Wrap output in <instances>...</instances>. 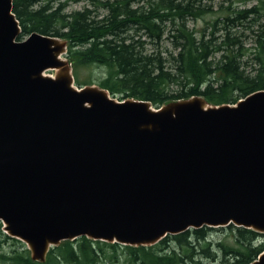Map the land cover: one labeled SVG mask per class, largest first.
Returning <instances> with one entry per match:
<instances>
[{
	"label": "water",
	"instance_id": "obj_1",
	"mask_svg": "<svg viewBox=\"0 0 264 264\" xmlns=\"http://www.w3.org/2000/svg\"><path fill=\"white\" fill-rule=\"evenodd\" d=\"M20 32L0 0V223L33 261L81 236L148 246L204 226L264 233V89L235 104L119 100L74 86L66 40Z\"/></svg>",
	"mask_w": 264,
	"mask_h": 264
},
{
	"label": "trees",
	"instance_id": "obj_2",
	"mask_svg": "<svg viewBox=\"0 0 264 264\" xmlns=\"http://www.w3.org/2000/svg\"><path fill=\"white\" fill-rule=\"evenodd\" d=\"M70 0H12L22 40L33 32L67 41L78 87L96 84L119 100L136 98L154 107L201 96L212 105L235 104L264 89V0L244 8L203 0H88L67 12ZM217 13L215 16L214 14ZM209 15L211 16L210 18ZM204 25L196 28V22ZM190 23H194L191 27ZM245 30L251 43L242 39ZM92 66L101 77L80 78ZM232 228L234 244L214 239L211 227L167 235L148 246L88 239L64 240L43 263L33 261L18 239L0 260L5 264H249L264 250L259 233ZM221 228V227H220ZM17 243V245H16Z\"/></svg>",
	"mask_w": 264,
	"mask_h": 264
},
{
	"label": "rangeland",
	"instance_id": "obj_3",
	"mask_svg": "<svg viewBox=\"0 0 264 264\" xmlns=\"http://www.w3.org/2000/svg\"><path fill=\"white\" fill-rule=\"evenodd\" d=\"M205 2L211 3L214 7V9H216L217 7H219L220 5L226 7L228 5L232 6L231 8H244V7H249L252 5H255L256 3H258L257 0H203ZM88 4V0H70L68 2V6L66 8L67 12L70 11H74V10H80L83 9L85 6H87ZM215 16L217 15V13L214 14ZM211 16L209 15L210 18ZM194 25V23H190V26L192 27ZM204 25L203 20H199L196 22V28H200ZM245 37H243L242 39H244L243 41L246 43V45H249L251 43V33L249 32V30H245ZM102 69L92 66L90 68H86L84 70L81 71L80 73V78L82 79H87V77L90 75L91 78L93 80L97 79L98 77H101V73H102ZM47 74L53 75L54 71L53 70H48L46 71ZM73 74V71H72ZM74 76V74H73ZM75 79V77H74ZM74 86L78 87V85L76 84V79L74 82ZM117 98V97H115ZM211 229V235L214 239H222L223 241H225V243H229V244H234L233 238H230V233L232 234L233 229L226 226V227H217V228H210ZM262 240H264V233H259L257 236V242H261ZM20 241V240H19ZM21 242V241H20ZM22 244H24L23 242H21ZM13 241L8 240V241H0V253H3L4 255H7L12 248H14L13 246ZM17 245V243H16ZM0 264H5L4 261L0 260ZM201 264H213L212 260L209 259H203Z\"/></svg>",
	"mask_w": 264,
	"mask_h": 264
}]
</instances>
